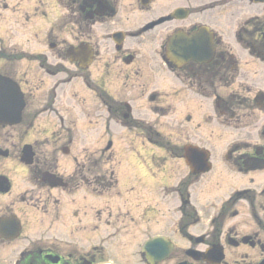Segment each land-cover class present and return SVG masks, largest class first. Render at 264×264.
Segmentation results:
<instances>
[{
  "label": "flooded vegetation",
  "instance_id": "af4514ba",
  "mask_svg": "<svg viewBox=\"0 0 264 264\" xmlns=\"http://www.w3.org/2000/svg\"><path fill=\"white\" fill-rule=\"evenodd\" d=\"M6 1L2 0L4 10L9 8ZM34 1L32 8L13 9L19 19L18 30L12 29L8 42L12 48L9 55L3 50L6 41L0 24V76L19 86L24 102L21 124L0 122V264H148L142 247L151 238H145L141 226L142 239H136L134 229L140 221L144 223L145 212L110 213L106 220L109 230L102 235L94 197L98 176L90 177L91 200L86 203L90 210L83 208L81 215L67 203L62 213L61 195L69 196L68 191L76 193L87 184V176L78 170V160L74 159L75 169L68 174L62 172L58 161L35 159L32 166L19 162L18 136L33 132L35 120L43 119L51 109L45 96L36 97L45 80L36 83L15 65L35 64L49 77L51 49H61L52 42L50 0L47 7L45 0ZM55 1L68 4L74 17L77 78L107 117L125 118L129 110L128 120L134 121L138 100H145L155 113L162 112V105L171 100L177 118L192 125V133L202 134L209 119L201 102L213 99V109L226 119L225 126L230 123V129L245 137L227 145L219 159L211 153L203 165L191 161L188 166L185 145L178 148L175 160L181 169L176 172L183 175L172 187L175 206L156 222L158 227L165 225L167 233L160 236L167 238L172 248L157 264H264V19L255 17L237 30L236 42L246 46L248 57L239 65L209 24L189 23L199 14L190 8L191 0ZM207 1H211L209 6L224 7L234 0ZM235 1H247L264 10V0L260 4L257 0ZM179 9L186 10V16L178 19L175 13ZM33 19L48 21L47 26L41 29ZM21 22L25 29L19 27ZM179 24L186 25L180 28ZM201 26L213 30L212 60L169 68L164 54L167 38L180 30L190 35ZM250 58L258 62H250ZM88 61L90 66L85 68ZM162 73L169 74L171 91L158 87V74L166 77ZM236 84L238 92L233 89ZM218 89L232 90L221 97ZM18 108V104L8 107L11 118L18 119ZM136 129L145 132L153 128L144 123ZM67 142L73 145L74 140ZM25 144H32L36 152L34 143ZM189 145L206 149L199 143ZM19 174L24 187L19 186ZM43 174L61 178L66 187L42 182Z\"/></svg>",
  "mask_w": 264,
  "mask_h": 264
},
{
  "label": "rangeland",
  "instance_id": "374dc122",
  "mask_svg": "<svg viewBox=\"0 0 264 264\" xmlns=\"http://www.w3.org/2000/svg\"><path fill=\"white\" fill-rule=\"evenodd\" d=\"M191 1L189 3L190 8L199 14L192 17L189 23L209 24L217 35L222 36L224 47L235 56L239 65H242L245 62L244 59L248 57L246 51L236 42V32L246 25L245 22L248 20L255 17L264 19L262 6L252 5L247 1L238 2L234 0L227 6L217 7L216 4L209 6L208 3L211 1L207 0ZM180 2L184 3L185 1L181 0ZM5 3L9 7L8 10L3 9L4 3L0 0V24H2L3 37L6 41L3 43V50L6 55H9L12 48L10 47L11 43L8 42L12 39V29L18 30L16 22L19 19L18 14L13 9L16 6L21 10L28 7L32 8L35 1L7 0ZM45 3L47 7V0ZM50 7L51 24L59 22V27L63 28V31L58 32L60 35L52 38V41L59 43L61 49L50 53V76H46L35 64H16L15 66H18L16 67L18 70H26L29 75L28 79L36 83L41 84L42 80H45L44 89H41L36 97L45 96L44 100L49 103L51 112L45 115L43 119L35 120V129L29 135L18 136L19 149L21 150L25 143H34L38 160L58 161L62 172L65 174L73 172L75 169L74 159L78 160L79 170L83 172L84 177L87 176L85 177L87 184H83V190L76 193L68 191L69 196L61 195L62 213H64L67 203L74 205V207L71 206L73 211H79L81 215L86 210H90L89 194L91 189L89 184L92 185L90 177L95 175L99 179V186L96 189L104 192L105 195L110 194L103 199L98 198L101 199L97 205L98 213L101 214L98 223L100 234L103 235L105 231L109 230L106 220L110 213L115 214L113 209L131 210L137 214H142L143 209L147 214L146 224L148 225L154 216L152 212L154 209L162 210L160 215L157 213L155 221L160 218L163 212L162 191L174 186L183 175L176 172L177 169L178 171L181 169L177 167L181 163L175 160L178 148L182 150V146L189 143L203 144L213 150L215 158L219 159L227 145L245 137L240 135L242 132L225 127L226 119H221L215 113L213 99L209 103L201 102L207 113L209 124L212 126V130L205 129L203 135L192 133L190 130L192 125L189 126L186 121L177 118V113L174 112V101L170 100L168 103H164L162 106L165 108L160 113L153 112L151 105H148L145 100H138L135 103V119L137 121L140 118L145 119L144 122L148 126L161 134L156 135L153 143H158L165 150L151 145L142 138V135L131 133L135 132L133 129H130L131 132L117 130L122 124L120 126L113 123L109 124L103 114L104 109L92 93L84 87L82 80L77 78L78 72L75 67L68 61H64L66 57L64 51L70 45H74L75 39V21L67 10L69 6L50 0ZM32 22H36L38 27L42 29L47 26L48 21L33 19ZM184 25L186 24H179V27L182 28ZM19 27L25 29L26 25L21 22ZM248 60L250 62L257 61L253 58ZM162 75L166 77L161 78L162 76L158 74V87L163 85L168 91H171L173 86L167 83L170 79L169 74L162 73ZM250 80L253 81L252 78ZM238 87L236 84L233 89L238 92L240 90ZM231 90L218 89L216 93L225 97ZM201 103H198L201 106L200 111L203 109ZM201 115L200 113L199 116ZM194 117L197 115L195 114ZM105 121H108L110 126L104 127ZM188 127L189 130H187ZM112 130L115 131L112 132ZM208 131H211L213 135L209 133L204 135V132ZM1 138L5 139V136L1 135ZM69 139H74L73 145L68 146L67 140ZM107 141H113V148L109 152H105ZM66 146L70 148L68 156L61 153L62 148ZM19 177V186L24 187L23 176L19 174ZM113 191L118 193H114L113 196L111 194ZM171 192L172 189L165 191V196L170 198L166 204V210H172L175 206L172 200L174 197L170 195ZM83 197V200L89 201V204L82 200ZM140 224V226L134 227L138 240L142 239L139 232L141 226L144 228L143 221H140ZM158 233L166 234V227H157L147 231L145 237Z\"/></svg>",
  "mask_w": 264,
  "mask_h": 264
}]
</instances>
